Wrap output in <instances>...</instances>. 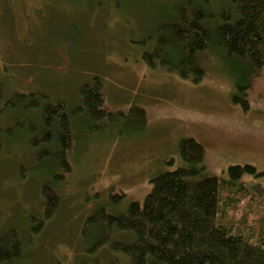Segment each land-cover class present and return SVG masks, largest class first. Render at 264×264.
Returning <instances> with one entry per match:
<instances>
[{
  "label": "rangeland",
  "instance_id": "374dc122",
  "mask_svg": "<svg viewBox=\"0 0 264 264\" xmlns=\"http://www.w3.org/2000/svg\"><path fill=\"white\" fill-rule=\"evenodd\" d=\"M103 1L0 0V85L12 93L44 92L73 106L77 88L98 76L110 112L127 115L134 106L146 114L139 130L118 121L95 133L79 132L62 206L32 238L35 264L87 259L78 235L83 219L108 209L110 196L124 194L123 207L141 203L153 177L182 166L177 154L182 139L205 150L200 179L226 178L230 166H252L262 176L245 174L239 182L264 199V70L252 78L249 108L243 111L231 101L234 75L217 51L203 55L199 84L142 62L137 42L150 33L157 7L181 0L99 6ZM7 149L0 150V229L16 225L26 239L22 213L34 212L37 185L20 182L17 168L30 164L31 156L25 149ZM95 259L102 264L108 256L103 250Z\"/></svg>",
  "mask_w": 264,
  "mask_h": 264
},
{
  "label": "trees",
  "instance_id": "16d2710c",
  "mask_svg": "<svg viewBox=\"0 0 264 264\" xmlns=\"http://www.w3.org/2000/svg\"><path fill=\"white\" fill-rule=\"evenodd\" d=\"M105 1L117 7L122 0L99 6ZM154 14L150 33L137 42L145 66L199 84L205 76L203 55L217 51L234 75L231 101L247 111L251 80L264 70V0H181L158 6ZM76 91L72 106L44 92L12 93L0 85V150L30 153V164L19 163L17 176L36 183L38 194L34 212L22 213L26 239L16 225L0 229V264L39 263L32 257V238L62 206L79 132L95 133L118 121L132 130L146 125L139 107L127 115L109 111L98 76ZM177 154L182 166L153 177L141 203L123 207L124 194L110 196L108 209L83 219L77 231L91 261L75 264H100L95 258L103 250L108 260L102 264H264V199L239 182L245 174L262 173L230 166L226 178L200 179L202 145L182 139Z\"/></svg>",
  "mask_w": 264,
  "mask_h": 264
}]
</instances>
